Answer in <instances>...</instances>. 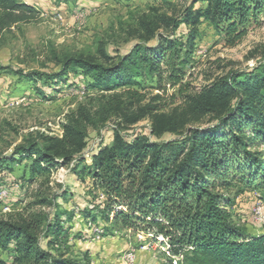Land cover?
Returning a JSON list of instances; mask_svg holds the SVG:
<instances>
[{"label": "trees", "instance_id": "16d2710c", "mask_svg": "<svg viewBox=\"0 0 264 264\" xmlns=\"http://www.w3.org/2000/svg\"><path fill=\"white\" fill-rule=\"evenodd\" d=\"M159 1L168 5L167 0ZM40 15V10L20 0H0V48L14 27L34 23ZM262 16L264 0H191L174 15L151 6L129 22H119L111 36L122 43L134 42L124 55L109 56L104 42L95 53L64 51L49 43L40 66L52 65L55 70L12 74L31 82L44 78L52 86L69 74L83 76L100 93L92 99L96 107L79 105L69 113L60 138L42 134L29 138L14 149L13 156L19 159L4 157L0 150V169L26 159L33 173L49 177L54 167L74 162L72 173L88 176L93 190L104 197L95 211L82 210V219L105 224L106 230L163 238L169 254L180 259L178 264H264V233L250 235L229 211L233 191L253 188L264 197V63L253 72L215 77L191 95L185 82L201 22L210 24L227 48H234L250 29L264 23ZM180 33L185 42L178 38ZM30 54L29 60L38 62V55ZM147 79L155 80L158 95L142 109L144 113L163 110L166 104L152 102L164 101L168 90H176L168 97L170 103L183 96L185 112L194 120L207 117L209 124L186 129L178 140L161 141L163 135L177 131L178 117L155 115L149 134L128 141L114 133L109 146L99 145L84 157L89 129L120 113L130 124L142 118L131 107L145 99L137 89ZM5 126L9 125L0 123V142ZM56 197L0 219V254L9 256V264H79L49 250L61 242L64 230L59 220L52 224L51 214L32 211L34 206L55 205ZM42 232L52 238L46 242L48 250L39 247ZM0 264L8 263L0 257Z\"/></svg>", "mask_w": 264, "mask_h": 264}, {"label": "rangeland", "instance_id": "374dc122", "mask_svg": "<svg viewBox=\"0 0 264 264\" xmlns=\"http://www.w3.org/2000/svg\"><path fill=\"white\" fill-rule=\"evenodd\" d=\"M41 11L40 18L30 24L19 25L6 35V43L0 48V123H7L1 133L0 150L7 158L14 149L38 134L48 137L62 135L66 116L79 105L96 107L92 101L100 93L88 86L86 78L69 74L64 82L52 86L44 78L28 81L12 72L21 70L26 75L31 70L49 74L52 65L41 68L42 51L49 43L57 49L71 52H91L104 42L103 49L109 56L126 54L134 42L122 43L114 39L112 29L119 22H129L132 15L146 11L151 6L170 15L177 14L191 0H20ZM202 7L197 4L196 8ZM264 21V16L261 17ZM184 30V28H181ZM111 36V38H110ZM178 38L186 41L184 33ZM155 43H150L154 46ZM30 51L38 56L31 62ZM20 60L24 64H20ZM264 63V23L250 29L234 47L227 48L213 27L201 22L193 43L189 65L185 68V82L191 93L198 91L215 77L230 72H253ZM137 89L143 96L141 103L133 104L136 115H143L135 124L125 122L122 113L110 117L96 129L88 130L87 148L83 154L89 158L99 145L109 146L113 134L118 133L128 141L136 135L149 134L155 115H177L178 129L165 134L159 140H178L188 128L209 124L205 117L194 120L184 108L183 96L175 103L168 98L176 90H168L164 101L152 105L166 107L159 112L144 113L142 109L158 95L154 79L144 80ZM129 113H132L130 111ZM69 167H54L49 177L33 173L31 162L15 161L0 169V219H10L22 213L26 205L57 195L53 206H34L32 211L51 214V223L57 218L64 233L60 243L49 248L55 255H64L79 264H178L180 259L171 256L167 243L160 237L131 230H106L105 224L82 219L81 211H95L104 201L100 192L94 191L88 176L79 178ZM229 211L236 224L243 226L252 236L264 233V197L259 190L244 189L232 192ZM65 213H69L66 216ZM71 214V216H70ZM56 216V217H55ZM52 238L39 235V247L48 250L46 242ZM13 244V243H12ZM0 257L9 264L6 253Z\"/></svg>", "mask_w": 264, "mask_h": 264}]
</instances>
